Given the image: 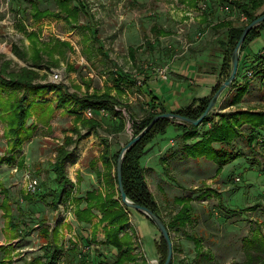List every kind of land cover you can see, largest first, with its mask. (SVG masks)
<instances>
[{"label": "rangeland", "instance_id": "374dc122", "mask_svg": "<svg viewBox=\"0 0 264 264\" xmlns=\"http://www.w3.org/2000/svg\"><path fill=\"white\" fill-rule=\"evenodd\" d=\"M85 1L90 7L95 37L90 29L71 26L62 17L32 18L28 0H0V70L4 69L9 74L27 67L38 74L34 82L63 84L69 91L80 94L85 91L100 93L110 88L111 93L137 118L146 109V98L138 90V87L145 90V76L160 78L159 69L169 64L168 82L177 83L173 86L178 91L180 87L185 89L187 83L191 84L189 81L193 80L196 69L202 68L201 64L205 63L206 69L212 66L215 72L220 65L222 54L218 42L225 38V29L213 25L224 19H232L235 24L245 22L233 8L231 0H210L204 9L201 8L203 0ZM71 3L75 4L74 1ZM36 6L40 10L51 11L59 8L54 0H36ZM78 18L80 25L88 21V17L80 13ZM31 31L38 34V43H47L48 48L53 50L50 56L42 53L43 62L39 67L31 66L32 45L26 35ZM263 47L264 29L246 46L248 54L243 59L246 58L245 62L249 64L243 62L241 67V60L239 62L238 88L232 86L222 93L213 107L212 113L218 114H215L216 118L222 114L229 116L238 109L264 111L263 80L254 71L252 77L246 74L248 68L253 67L250 59ZM116 68L137 76L136 85L120 83L121 92L117 93L113 77L118 71ZM52 70L61 74L57 81H51ZM243 85L246 92L238 103L231 104L232 97ZM10 91V88L0 87V96L6 97ZM191 92L193 96L194 91ZM175 100L183 104L187 96L183 99L176 96ZM31 101L36 106L33 105L32 115L26 121L29 134L22 136L21 145L13 152H8L10 141L5 134V122L0 118V183L8 189L14 219L20 210L25 214L23 219L26 222L15 237L10 236L4 227L0 209V262L6 251L10 252L11 264H31L33 258L44 256L49 248L40 236V230L47 227L50 232L55 226H58L59 243L63 246L58 264H76L79 261L78 252L90 242L99 244L96 253L107 251L108 258L112 259L111 252L114 253V250L102 245L105 239L103 224L96 225L95 237L91 238L95 228L93 223L101 214L99 210L93 209L96 216L91 224L79 222L74 213L77 203L80 207L85 206L86 192L95 190L102 195L112 192L129 217L132 237L137 235L133 225L138 218H143L147 225L152 226L137 211L131 208L126 211V206L118 198L117 185L113 183V164L111 162L105 168L100 158L103 144L109 143L111 152L115 153L133 136L128 113L121 109L126 120L125 127L119 133L109 134L106 130L117 124V116L103 115L92 109V116H89L84 114L87 108L80 109L82 112L77 113L82 118H97L100 125L92 128L88 136L77 140V133H85L86 128L75 119L76 106L54 109L48 115L41 104L44 107L53 105L55 90H47L42 95L28 93V103ZM175 123L177 121L172 120L165 133L158 134L145 147L140 158L145 180L162 219L168 224L172 222L183 205L177 199H184L185 207H188L189 220L179 227L170 228L173 264L243 263L247 260L244 250L246 241L254 234L264 237V133H256L252 148L247 146L240 133L228 147L223 145L224 150H231L234 156L217 172L219 163L216 160L191 158L185 152L187 141L181 139ZM209 125V122L199 125V136ZM239 132L248 134V128L243 125ZM66 136L72 140L66 146L72 151V157L66 164L70 182L65 185L66 193L62 200L54 207L50 203L52 194L44 200L40 194L47 195L56 187L51 169L56 160L57 147L63 145ZM26 172L38 183V193L33 195L32 203L23 201L27 187L24 180ZM69 187L76 188L71 192ZM68 200L73 204V215L70 221H64L60 206ZM41 218L44 224H41ZM72 230L76 234H71ZM141 232L142 250L134 253L145 260L154 259L158 264L155 242L160 241V234H156L154 241L151 234L144 230Z\"/></svg>", "mask_w": 264, "mask_h": 264}, {"label": "trees", "instance_id": "16d2710c", "mask_svg": "<svg viewBox=\"0 0 264 264\" xmlns=\"http://www.w3.org/2000/svg\"><path fill=\"white\" fill-rule=\"evenodd\" d=\"M28 1L30 2V7L32 9V18L40 19L46 16L62 17L65 21L70 23L71 26H81L86 29H90L92 31V35L94 37L96 36V30L92 29V16L90 13V7L85 0H54L59 6L58 10L56 11H51L48 9L40 10L36 6V0ZM72 1H74L75 4L71 3ZM231 4L234 9L245 16V22L241 24H235L232 19H224L213 25L215 28L225 29V38L219 41L222 57L220 65L216 71L218 80L211 87L209 94L192 98L188 104L175 110H168L164 101L152 91L143 90L142 87H138L139 92L142 94L146 92L147 100L145 101V113L141 117L136 118L130 114L128 111V106L123 105L120 99L115 94L111 93L110 88H107L106 91L100 93L97 91H85L83 94H80L77 91H69L68 87L63 84H57L53 82H34V79L37 78L38 74L33 69L27 67H22L19 72L9 74H6L5 70L1 69L0 87L11 89L6 97L0 96V118L5 122V134L7 137H9L10 141V149L8 152H13L15 148H18L22 143V136L25 133L29 134V131H26V121L29 117H31L32 107L36 103L34 101L28 103V93L42 95L47 90L56 91V101L53 105H46L44 107V104H41L43 111L46 110L48 115H50L54 109L64 108L70 105L76 106L78 109L74 111L75 119L76 121L80 122L81 127L86 128L85 133L80 134V131L77 133V140L79 138L88 136L92 128L100 125V122L97 118H82V116L77 113L80 109L90 108L94 112L104 109L107 112V115L110 114L117 116V124L111 125L106 130L109 134H116L124 129L126 120L122 115V108L128 113V121L131 123L130 127L133 135H136L139 131H141L150 122V120L159 113L169 111L179 113L190 118H197L205 109L210 97L219 87L220 83L229 75L231 68V52L243 27L264 12V0H249L246 2L231 0ZM79 13L85 17H88L86 24L80 25L78 23ZM263 28L264 21L248 32L239 51V62L246 46L259 36L260 30ZM158 32L155 31L157 36L159 35ZM26 35L32 45L31 66L39 67L43 62L42 53L46 55L48 54L50 56L53 54V50L48 48L49 44L47 43H38V34L35 31L28 32ZM254 62H257V64L253 66L255 70H252L254 73L260 75L264 83V50L263 54H257L253 57L252 63ZM116 70H118V68H116ZM238 70L239 66L236 77L234 78L232 84L224 90L225 93L232 86H236L238 84ZM113 77H115L114 82L116 84L117 93L121 92L119 87L120 83L136 85V82L138 81L137 76H133L132 74L121 70L115 71V75ZM146 78L147 76L144 77V82ZM244 86L245 85H243L239 89L238 93L232 97L231 104H236L240 101V98L246 92V87ZM116 107L119 109H116ZM212 112L213 110L199 124L201 125L205 122L210 123L208 129L202 133L201 136L198 134L199 125L177 122L174 124V126L178 131H181L180 137L183 141L186 142L189 140V142L186 143L185 152L191 158L205 157L216 160L219 163L216 170L217 172H220L222 170V164L227 163L234 156V153L231 150L227 152L222 146H229L236 135L240 133V135L245 138L247 146L252 148L253 142L256 139V133H264V111L238 109L229 116L222 114L219 116V118H216V113L213 114ZM171 123L172 120L168 118L158 119L152 125L149 131L125 152L121 170L122 185L126 196L133 202L148 207L161 219L162 217L159 213L156 201L154 200L152 192L150 191L145 180L144 169L140 165V158L145 150V147L151 143L158 134H164L167 127ZM243 125L248 128V134L239 132V128ZM64 139L65 141L63 145L57 147L56 160L52 164L51 169L54 173L56 187L52 189L51 192H48L47 195L40 194L42 200H44L46 196L52 194L50 203L54 207L57 206L62 200V196L66 193L65 185L70 182V178L66 172V164L72 157V151L66 149V146L72 142V140L71 137L67 136ZM192 139L193 141H190ZM214 144H218V146L216 147ZM119 151L120 150L112 153L110 144L105 143L103 144V149L101 150L100 154L102 164L105 166V168H108L109 164L112 162L114 167L113 183L116 185V160ZM0 194L2 195L0 209L4 218V227L9 231L10 236L12 235L15 237V234L17 231H19L20 227L26 224L23 219L25 214L17 208L18 215L16 216V219H14L13 209L11 208L12 200L10 199L8 189L3 187L1 183ZM118 198L120 199L119 193ZM23 201L26 203H32L33 195L24 194ZM177 201H180L183 205L181 210L175 215V217H173L172 222L168 224L162 219L169 232V235L171 233V227H179L181 224H185L189 220L188 207H185L184 199H177ZM94 208L99 210L101 214L98 218V221L93 223V225L95 224V228L92 230L91 238L94 239L95 237L97 230L96 227L100 224H103L105 239L102 245H104L106 248H111L114 250V253L110 251L112 254V259H109L107 256V251L106 254L99 251L97 258L93 263L148 264L144 258L139 257V255H136L133 252L137 247L132 240L133 231H131V226L128 227L129 217L124 211V207H122L119 201L113 197V193H105L102 195L99 191L95 190L86 192L85 206L80 207V204L78 203L76 205L74 213L76 219L79 222L91 223L92 219L96 216L93 212ZM125 208L130 209L128 207ZM137 212L143 215L152 225H154L144 213L140 211ZM43 220L44 219L41 218V224H44ZM127 227L128 231H125L122 235H119L120 232L124 231V229ZM129 230L131 233H129ZM40 236L45 239V245L48 246L49 250L44 256H37L33 258L31 260V264H58L59 252L63 248L62 244L59 243L58 226H55L50 232L48 231L47 227H43L40 230ZM155 249L159 255L158 264H162L166 256V243L162 236H160V241L158 243L155 242ZM244 250L247 260L240 264H264V237H260L258 234L252 235V237L246 241ZM73 251L75 250L73 249ZM3 258L4 259L0 262V264L12 263V258L9 251H6ZM86 263L87 262L84 259H81L76 264ZM170 264H173V255Z\"/></svg>", "mask_w": 264, "mask_h": 264}, {"label": "water", "instance_id": "95a60500", "mask_svg": "<svg viewBox=\"0 0 264 264\" xmlns=\"http://www.w3.org/2000/svg\"><path fill=\"white\" fill-rule=\"evenodd\" d=\"M262 21H264V12L261 13L260 15H258L256 18L251 20L248 24H246L243 27V29H242V31H241V33H240V35H239V37L235 43V46L231 52V57H230L231 68H230L229 75L227 76L226 79H224L220 83L219 87L216 89V91L210 97L205 109L197 118H190V117L181 115L179 113L169 112V111L159 113V114L155 115L150 120V122L141 131H139L136 135H133L131 137V139L121 147V149L118 153L117 160H116V178H117V190H118V193L120 195V201L124 206L131 208L135 211H140V212L144 213L153 222V224L156 227V229L158 230L160 236L163 237V239L166 243V256H165L162 264H170V261L172 259L173 251H172L171 237L169 235V232H168L163 220L157 214H155L148 207L142 206V205H139V204L133 202L132 200H130L126 196V193H125L123 185H122V174H121L123 156H124L125 152L132 145L137 143L144 136V134L149 131V129L152 127V125L160 118H168V119L180 122V123L199 125L200 122L213 110V107L216 105L218 99L220 98V96L222 95L224 90L232 84L234 78L236 77V73H237V69H238V63H239V51H240V48L244 42V39H245L246 35L248 34V32L252 28L257 26L258 24H260Z\"/></svg>", "mask_w": 264, "mask_h": 264}, {"label": "crops", "instance_id": "0c3cea01", "mask_svg": "<svg viewBox=\"0 0 264 264\" xmlns=\"http://www.w3.org/2000/svg\"><path fill=\"white\" fill-rule=\"evenodd\" d=\"M263 29L260 30V33H261V31ZM218 46H219V42H218ZM246 50H247V48H245L244 52L241 55V59H240L241 63H242L241 67H243V62L247 61L246 58L243 59V56L248 54L247 53L248 51H246ZM263 50H264V47L261 50H259L258 54L260 52H262ZM219 52H220V50H219ZM255 55H257V54H255ZM215 56H217L216 51H215ZM251 60H253V58L250 59V61ZM245 63H247V62H245ZM204 64H201L202 65L201 69H198L199 67L196 69L197 71L195 73V76H193V80L189 81L191 84L187 83L186 84L187 87L185 89H183V87L179 88L180 91L175 89L173 84L175 85L177 83H174L173 81L172 82H168L169 81L168 79L170 77V75L168 74V78L167 79H162V78H159V77H155L156 79L155 78L152 79V77L149 75L146 78L147 79V82H146L147 86H145V90L152 91L155 95L160 97L164 101L165 106L167 107L168 110H175L177 108L183 107L186 104H188L192 98L201 97V96H205V95L209 94L211 87L216 83V81L218 79L217 74H215L216 73L215 69L212 66L209 69H206L204 67ZM251 64H252V66H254L255 64H257V62H254V63H251ZM238 66H239V63H238ZM252 69L255 70L253 67H252ZM238 73H239V70H238ZM174 79H176V77ZM152 82H154V83H152ZM168 87H170V88L168 89ZM236 88H238V84L236 86H234V89H236ZM164 89H166L167 91H164ZM190 90L194 91V95L193 96H192L193 92H191ZM146 95L147 94L145 92L144 96H145V98L147 100V96ZM171 96L173 98H171ZM176 96H178V99H183L184 97L187 96V101L185 103H183V104L180 103V101H178V100L177 101L176 100L173 101V99H175ZM178 132H180V134H181V131H178ZM188 142H189V140L187 141V143ZM141 216H143V215H141ZM81 223H83V222H81ZM133 229L135 231L134 233L138 234L140 237L142 236L141 230L142 231L143 230L146 231L147 233L152 235V238L154 239V241L156 240L157 235L159 234V232L156 229V227L155 226L153 227V225L152 226L147 225L143 218H138L136 220V223L133 225ZM136 250H138V249H136ZM135 251H133V252H135Z\"/></svg>", "mask_w": 264, "mask_h": 264}, {"label": "built area", "instance_id": "2783aa9c", "mask_svg": "<svg viewBox=\"0 0 264 264\" xmlns=\"http://www.w3.org/2000/svg\"><path fill=\"white\" fill-rule=\"evenodd\" d=\"M210 0H203V2L201 3V8L204 9L208 2ZM240 18L241 20H245V16L243 14H240ZM259 54H263V51L260 52ZM253 60L250 61V63H252ZM249 64V62L247 63V65ZM169 68L170 65L166 64L164 65L161 69H159L158 71V75L160 76V78L162 79H167L168 78V74H169ZM247 76L248 77H252L253 76V70L251 68H248L247 70ZM61 78V74L59 71H55L52 70L51 71V81H57L58 79ZM116 109H119L118 107H116ZM79 112H82L81 110H79ZM99 112L103 115H107V112L104 109L99 110ZM92 110L90 108H87L86 111H84V114L92 116ZM24 180L27 182V187L25 190V194H30V195H36L38 193V183L37 180L32 177L30 175V173L26 172L24 175ZM70 191L72 192L73 189H75L76 187H69ZM64 207L66 208V210H64ZM61 215L63 216V220L64 221H70L71 217L73 215V204L70 203V201L68 200L67 203L65 202V205H61ZM127 211V209H126ZM131 226L130 224H128V227ZM128 227L125 229L126 231H128ZM71 234H76L75 230H72ZM70 234V235H71ZM119 235H122V233H120ZM103 236V234H102ZM133 242H135L136 245V249H140L142 250V242H141V237L137 234L135 236L132 237ZM97 243L94 242H90L88 243L85 248L81 249L78 254L77 257L79 258V260L84 259L87 263L86 264H94L93 262L95 261V259L97 258V254L95 252V249L98 248ZM103 253L106 254V251H103ZM85 256V257H84ZM146 261L148 262V264H156V260L154 259H146Z\"/></svg>", "mask_w": 264, "mask_h": 264}]
</instances>
